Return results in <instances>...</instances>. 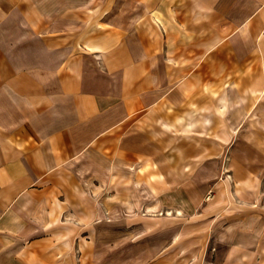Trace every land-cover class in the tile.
<instances>
[{
    "label": "crops",
    "instance_id": "1",
    "mask_svg": "<svg viewBox=\"0 0 264 264\" xmlns=\"http://www.w3.org/2000/svg\"><path fill=\"white\" fill-rule=\"evenodd\" d=\"M140 2L151 5L137 14L136 47L128 33L104 30L89 50L63 25L50 27L49 19L64 16L58 0H0V264H80L66 252L79 241L80 195L70 200L75 194L56 180L75 172L81 148L128 130L127 121L145 112L153 131L182 129L173 108L192 95L177 98L180 85L237 84L238 91L218 96L242 99L264 83V0ZM162 83L169 86L162 90ZM197 105L200 122L187 129L209 130ZM231 148L235 162L252 161L235 142ZM240 174L231 176L241 188L231 197L217 192V204L204 208L213 214L206 225L232 227L236 240L248 234L255 258L264 260V187L251 170ZM83 254L100 257L96 236Z\"/></svg>",
    "mask_w": 264,
    "mask_h": 264
},
{
    "label": "rangeland",
    "instance_id": "2",
    "mask_svg": "<svg viewBox=\"0 0 264 264\" xmlns=\"http://www.w3.org/2000/svg\"><path fill=\"white\" fill-rule=\"evenodd\" d=\"M61 1L64 16L49 19L50 27L63 25L66 34L79 38L78 46L89 50L104 30L128 33L130 45L136 47L137 14L151 5L141 0ZM102 79L110 83L113 78L103 75ZM206 85L191 86L193 91L179 86L177 98L182 93L192 95V102L173 108L182 129L167 131L161 125L153 131V119L146 112L145 118H130L128 130L119 128L96 145L81 148L75 172L56 180L59 188L75 194L70 200L77 202V192L80 195L79 241L66 251L79 255L80 264H264L255 258L248 234L236 240L234 228L206 225L213 214L204 209L209 202L217 204L213 198L217 192L226 191L231 197L234 187L241 188L232 172L239 176L242 169H249L251 177L259 178L258 189L264 187V83L256 84L255 97L242 99L218 96L233 88L238 91L237 84ZM161 86L163 90L169 85ZM197 103L203 105L209 130L187 129L191 122H200V116L192 113L199 111ZM224 122L239 129H224ZM248 139L256 145L251 147ZM234 142L242 154H251V162L233 160ZM207 146L209 150L202 152ZM202 153L208 155L202 159ZM94 230L100 253L96 259L83 254L84 247L94 242Z\"/></svg>",
    "mask_w": 264,
    "mask_h": 264
},
{
    "label": "bare ground",
    "instance_id": "3",
    "mask_svg": "<svg viewBox=\"0 0 264 264\" xmlns=\"http://www.w3.org/2000/svg\"><path fill=\"white\" fill-rule=\"evenodd\" d=\"M186 168V167H185Z\"/></svg>",
    "mask_w": 264,
    "mask_h": 264
}]
</instances>
